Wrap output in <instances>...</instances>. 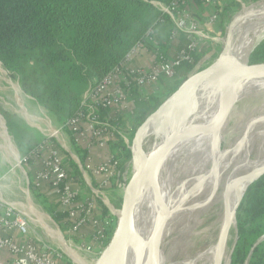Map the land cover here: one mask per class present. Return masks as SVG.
I'll return each mask as SVG.
<instances>
[{
    "label": "trees",
    "instance_id": "1",
    "mask_svg": "<svg viewBox=\"0 0 264 264\" xmlns=\"http://www.w3.org/2000/svg\"><path fill=\"white\" fill-rule=\"evenodd\" d=\"M152 1L171 7L176 0H0V63L22 91L59 123L80 108L81 88L91 79L103 77L137 43L155 56L171 60L177 59L180 50L186 51L190 60H179L173 66L172 81L162 83L163 88L173 90L198 63L205 47L200 51L188 50L186 36L174 31L170 15ZM231 1L221 12L224 20L228 18ZM161 80L167 79L161 76ZM132 99L134 123L145 119L159 102L157 97H144L136 90L132 91ZM1 112L8 133L24 157L40 141L38 133L23 120ZM121 134L127 133L119 131L113 146L119 150L122 161L124 156L130 159L131 154H123L126 149ZM121 180L119 169L118 181ZM257 190L260 196L249 208L254 217L264 216V179ZM50 207L52 219L64 228L67 215L58 200ZM106 210L102 206V211Z\"/></svg>",
    "mask_w": 264,
    "mask_h": 264
},
{
    "label": "built area",
    "instance_id": "2",
    "mask_svg": "<svg viewBox=\"0 0 264 264\" xmlns=\"http://www.w3.org/2000/svg\"><path fill=\"white\" fill-rule=\"evenodd\" d=\"M201 2L216 6L217 10L210 15L209 21L217 20L222 1ZM184 6L185 0H176L171 10L167 7L163 8V12L172 17L174 31L183 33L188 39V50L197 51L198 42L193 39V35L206 36L202 29L197 28L198 20ZM173 10H176L175 17ZM173 36L174 33L171 38ZM146 51L143 44H135L119 63L87 88L78 111L61 123L60 130L67 129L70 140L80 148L83 160L72 157L79 174L67 163L61 144L58 145L61 142L58 139L55 142L51 133H44V137L21 157L19 164L39 167L31 173L25 171L27 188L22 191L27 195L26 203L6 201L0 196V264L96 263L111 237L107 229L108 217L103 216L97 199L108 205L113 185H120L118 176L121 158L113 143L118 140V129L122 126L119 121L133 113L132 91L136 90L141 96L147 97L150 93L144 92L146 87L153 86L161 76L171 77L173 66L179 60H190L186 51L180 50L176 60L160 55L155 56L147 66L135 64V58ZM120 137L126 149L130 140L127 134H121ZM95 148L102 153L99 159L93 155ZM81 180L88 186L89 196L83 195ZM41 182L51 185L61 210L66 213L68 222L64 228L50 214H43L34 207L28 185L39 190ZM30 204L42 215L49 228L57 232L56 236L46 230L29 208ZM37 227L48 233V242L37 234ZM86 237L90 242H85Z\"/></svg>",
    "mask_w": 264,
    "mask_h": 264
},
{
    "label": "rangeland",
    "instance_id": "3",
    "mask_svg": "<svg viewBox=\"0 0 264 264\" xmlns=\"http://www.w3.org/2000/svg\"><path fill=\"white\" fill-rule=\"evenodd\" d=\"M230 3L231 5L229 9V15L228 18H225L224 20L225 23L220 35H215L216 29L212 30L211 32L207 30L202 31L201 22L198 21L199 24L197 28L201 30L206 37H197L196 34H194L193 39L197 40L199 51L204 49L205 47V53L202 55V57L194 67L206 66L207 64L211 63L212 60L217 56V54H219L224 49V45L226 43L225 37L227 36L228 29L230 28L231 24L232 29L240 20L244 18L255 19L257 16L262 15L259 13L264 12V0H232ZM152 4L162 12L163 8L166 9L167 7H169L157 1H152ZM186 7L187 2L185 0L184 8ZM169 8L171 10L172 6ZM172 12L173 16L175 17L174 10ZM170 18L173 21L171 16ZM261 62H264V38L255 45L247 59V63ZM165 78L167 80H158L157 83L153 84V86L146 87L144 89V92H151L152 97L154 96L159 99L158 105L155 107V109H157L168 98L170 92L172 91L163 88L162 83L164 81H168V79L172 81V78L170 77ZM97 80L98 79L93 78L83 87V89L81 88V98L87 88ZM245 98V96L241 97V99H239L237 103H235L233 110L230 111L221 128L220 147L223 151L222 155H227L230 149L234 146L236 141L241 136V129L244 123V114L243 112L239 114L237 112L242 108V105L246 100ZM1 111L9 113L16 119L23 120L25 124L28 125V127L38 133L39 138L41 137V135L35 125L41 124V126L44 128V124H42L43 121L40 119L34 120L32 118H29L28 120L31 123L35 124L31 125L29 123V125L26 123V119L28 118L27 113L29 112L31 116L36 118L40 117L48 123L50 119L51 125L57 131L49 132L43 129L44 133H51L52 135H54L52 136V139L55 142H58V140L59 142H61L58 145L60 146L61 144L60 147L64 152V158H66V161L70 165V167L74 168V171L79 174L77 166L72 160V157H81L80 148L74 145V143L70 140V133L68 132V130H60L61 123L57 122L56 119L50 115L48 110L39 105L34 98L25 94L20 88L17 80L0 63V119L2 120V122H4L3 125H6V129V118ZM142 121L143 120L134 123L132 116L126 115L122 121H119L120 124L122 123L121 125H123L120 126L119 131L126 132L127 137L131 141L134 133L139 128V125L142 123ZM6 132L11 140V148H15L17 151L18 159L15 163L11 162L8 158L5 157L2 147L4 145V141L0 137V196L6 201H25L26 203L27 195L24 191H22V189L27 188V176L25 174V171L27 172V165L25 166V164H19V160H21L20 150L15 144L12 136L8 133V130H6ZM129 132L131 133V135L128 134ZM159 136L160 134L157 130H153L152 132L150 131L149 133H147L143 142L144 150L150 149L157 142ZM208 146L209 144L201 145L197 148L195 147L192 150L191 148H186L184 146H182L183 148L179 147L167 159V163L169 164L167 165V163H165V166L163 168L164 170H162V174H164L163 176L170 174L171 176L169 177H171V181L179 182L180 180L200 175L209 168L210 155L208 158V153L206 152V150L210 147ZM124 168V183H126V181L131 176L133 162H128L127 164H125ZM231 170V168L227 169L224 174V178H226L227 176H231ZM238 177L239 176H236V178ZM262 179H264V174L248 186L239 203L235 214V224L232 225L229 230V238L227 239L225 245L224 255L225 257L228 256L229 258L228 264H264V216L254 217L251 215V211L249 209L251 207V203L258 199V197L260 196V192L259 190H257V186L261 184ZM80 186L85 194L88 193V191L86 190L87 187H85V184L82 180ZM28 187V193L30 194V197L34 203V207L43 214H49V208L51 209V207L46 198L42 194H40L38 189L33 188L31 184L28 185ZM123 195L124 184L120 182V185H113V189H111V193H109L108 196V205L101 202L100 199H97V204L100 206L99 209L101 211L102 206L107 208L106 212L102 211V214L103 216L105 215L106 217H108L107 229L109 231V235H112L114 229L117 226L118 220L121 217ZM213 204L214 203L211 202L209 204V207H211ZM205 214L206 212H204V210L197 209L192 213L191 216H177L170 225L166 226L160 246V249L162 251L161 255H163L162 257L165 259L164 264H181V255L185 247L192 239L200 235L202 226L209 219L204 216ZM37 234H39L42 238H45V240L47 239V242L48 239H50L47 236L48 233L43 230V228L37 227ZM67 238L68 236L65 235V239ZM73 238L75 242H78L77 238ZM87 238L88 237H86L85 242H90ZM92 252H96V250H93ZM91 256L94 255H90V257Z\"/></svg>",
    "mask_w": 264,
    "mask_h": 264
},
{
    "label": "bare ground",
    "instance_id": "4",
    "mask_svg": "<svg viewBox=\"0 0 264 264\" xmlns=\"http://www.w3.org/2000/svg\"><path fill=\"white\" fill-rule=\"evenodd\" d=\"M259 14L262 15L255 19L240 20L231 32L230 53L244 63L255 45L264 38V12ZM224 87V74L217 70L204 86L203 100L195 114V122L215 119L222 106ZM244 96L246 100L237 112L244 114L241 136L227 155H222L223 151L221 150L217 166L208 178L204 177L206 170L200 175L174 182L171 181L170 174L163 176L162 170H164L169 156L179 147L184 146L192 150L206 144L210 146L207 147L208 149L206 148L208 158L210 155V167L213 159L219 153L218 145L221 139L219 130H211L187 138L171 150L161 168L159 186L162 199L168 209L172 211L167 225H170L179 215L191 216L197 209L204 210L206 212L204 216L209 218L202 226L200 235L192 239L185 247L181 255V264L229 263L228 256L224 255L225 245L229 238V230L235 224V214L245 193V186L249 179L260 177L264 173V76L248 79L243 86L242 97ZM170 111L169 108L159 120L151 124L149 132L157 130L159 134L163 135L174 124ZM3 123L0 119V137L4 141L2 146L4 154L11 162L16 163L17 151L15 148H11V140ZM155 144L150 149L144 150V161L149 174L155 163ZM138 168V164L133 162L130 179L138 172ZM230 168L232 169L231 176L224 178L225 172ZM236 176L239 177L236 178ZM211 202L214 204L209 207ZM29 208L38 216L46 230L56 236L57 232L49 228L42 215L31 204ZM137 214V225L124 242L117 264H137L140 254L151 246L150 237L157 224L158 211L149 183L145 185L140 195ZM224 231L227 232L223 255L220 256V240ZM162 256L161 251H157L153 256L152 264H164L165 259Z\"/></svg>",
    "mask_w": 264,
    "mask_h": 264
},
{
    "label": "water",
    "instance_id": "5",
    "mask_svg": "<svg viewBox=\"0 0 264 264\" xmlns=\"http://www.w3.org/2000/svg\"><path fill=\"white\" fill-rule=\"evenodd\" d=\"M231 27L232 24L225 37L226 43L224 49L206 66L193 67L170 92L168 98L143 119L139 128L134 133L125 151V153L130 151L131 157L130 159H126L124 156L120 165L121 182L124 184L121 217L106 247L98 257L96 264H117L119 262L123 244L137 225V204L147 183L151 185L153 190L158 219L150 237L151 246L140 254L137 264H152L153 256L157 251H161L160 246L163 234L172 213L163 202L159 186V176L165 159L175 146H178L193 135L211 130H219L221 132V128L231 109L242 97L245 82L254 77L264 76V62L247 63L246 61L244 63L231 55V32L233 30ZM217 70L222 71L225 77L221 109L214 120L195 122V114L199 110L203 100L204 86ZM169 108L171 110L170 116L174 119V124L163 135L160 134L154 149V167L149 174L144 161V138L149 133L151 124L159 120ZM218 151L219 153H217V156L213 159L210 167L204 174L205 179L214 172L217 166L219 155L221 154L220 143ZM128 162L137 163L139 168L134 177L132 179L129 178L124 183V167ZM258 178L249 179L245 186V191ZM226 232L224 231L220 240V256L223 255Z\"/></svg>",
    "mask_w": 264,
    "mask_h": 264
},
{
    "label": "crops",
    "instance_id": "6",
    "mask_svg": "<svg viewBox=\"0 0 264 264\" xmlns=\"http://www.w3.org/2000/svg\"><path fill=\"white\" fill-rule=\"evenodd\" d=\"M222 1V5H221V9L223 10L224 6L227 5V3L230 0H221ZM187 2V9L188 11L199 21L201 22V29L202 30H207V31H212L214 29H216L215 35H220L221 31L223 30V25H224V19L222 18V14H219V18L215 21H209V17L210 15H212V13H214L217 8L216 6L213 5H205L204 3L201 2V0H186ZM221 10V12H222ZM147 51L146 52H142V54L140 56H138L137 58H135L134 63L135 64H139V65H145L147 66L149 63H151V61H153V59L155 58V54L149 49L146 48ZM169 53H171V50L169 51ZM149 95H152L151 92H149ZM28 112V111H27ZM28 118L26 119V123L27 124H33L31 123L28 119L32 118L34 120H42L40 122H42V124H44V128L41 126V124H33L36 126V128H38V132L40 133L41 138L44 137V130H47L49 132H56V129L51 125L50 119H49V123L44 121V119L40 118V117H33L30 115V113H27ZM29 124V125H30ZM6 126V125H5ZM7 129V128H6ZM93 155L95 156V159H99L101 157V151L98 148H95L93 151ZM97 155H99V157H96ZM39 166L38 165H31L29 167H27V173H31L33 172L35 169H37ZM87 185H85L86 187ZM88 187V186H87ZM88 191V193H84V191L82 190V193L84 196H89L90 195V190L87 188L86 189ZM39 192L40 194H42L47 202L49 203L50 206H53L54 203H56V194L53 190V188L51 187V185H49L46 182H41L40 188H39Z\"/></svg>",
    "mask_w": 264,
    "mask_h": 264
}]
</instances>
